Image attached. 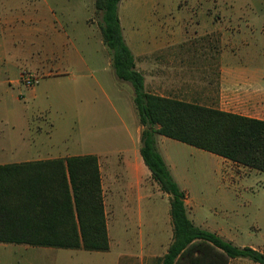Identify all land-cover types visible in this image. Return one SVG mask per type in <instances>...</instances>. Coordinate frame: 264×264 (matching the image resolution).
Returning a JSON list of instances; mask_svg holds the SVG:
<instances>
[{
  "label": "rangeland",
  "instance_id": "1",
  "mask_svg": "<svg viewBox=\"0 0 264 264\" xmlns=\"http://www.w3.org/2000/svg\"><path fill=\"white\" fill-rule=\"evenodd\" d=\"M10 1L18 2V6L13 8L21 13L19 4L26 0H0V11L3 12L4 5ZM86 2V15L99 26L101 16L96 12L95 0ZM119 13L127 33L134 25H147L148 18L152 20V26H159L166 19L168 23L165 26L177 30L180 19L188 16L238 17L243 22L240 25L248 24L255 33L250 40L252 46H264V0H122ZM147 33L143 39L140 38L149 48L155 39ZM133 40L135 43L138 39L134 37ZM1 41L6 42L4 39ZM14 41L19 46L28 43L27 39L22 38H15ZM202 42L203 39H196L178 47L199 46ZM77 44L83 50L81 39L77 40ZM137 44L144 47L141 42ZM13 56L11 49L0 52V130L10 133L12 122L19 123V118L25 116L32 123H40L44 131L39 134L41 129L35 128L29 132L26 127L20 128L29 140L33 141L36 137L38 142L45 140L46 133L52 128L53 142L62 148L69 146V153L101 152L100 165L112 249L103 253L0 244V264H118V238L121 239L123 235L125 205L142 209V222L147 225H154L158 220L160 225L167 228V213L168 218L171 217L166 194L160 190L145 164L132 156V165H124L120 152L129 144V140L120 127L117 96L110 82V73L105 71L106 55L75 56L72 63L64 58L57 60L51 69L56 73L69 72L72 80H42L41 73H36L26 59L19 62L20 69H12ZM82 57L93 65V70L82 65ZM21 69L26 71L22 74L35 78L38 75L39 84L28 87L21 78V85L18 86L16 82L10 85L8 80L20 79ZM96 78L101 81L102 87L96 83ZM125 84L130 86L129 83L117 81L118 86ZM95 118L107 124L90 126ZM160 143L175 179L189 194L193 206L205 212V215L222 218L227 232L230 231L234 237L235 245L264 250V173L254 169L248 172L224 162L219 156L166 137H162ZM140 196L144 197L141 205ZM140 221L136 224L139 225ZM167 230L170 231V227ZM164 242L163 246L154 248L157 256L163 255L169 238H164ZM133 249L131 246L130 250ZM240 260L234 264H257L248 259ZM129 264L142 263L141 260L131 259ZM145 264L153 263L145 261Z\"/></svg>",
  "mask_w": 264,
  "mask_h": 264
},
{
  "label": "crops",
  "instance_id": "2",
  "mask_svg": "<svg viewBox=\"0 0 264 264\" xmlns=\"http://www.w3.org/2000/svg\"><path fill=\"white\" fill-rule=\"evenodd\" d=\"M86 3V0H41L39 2L38 0H26L19 4L22 11L17 13L13 7L18 6V2H8L4 5L3 12L0 11V39L6 40V42H0V52L11 49L14 55L12 69H20L19 62L26 59L27 64L36 70V73H41L42 80L73 79L69 72L56 73L51 69L60 58L72 63L76 59L75 56L105 54L107 58L105 71L110 73V82L117 96L116 110L120 127L129 140V144L120 153L123 156L124 165L131 166L132 156H136L137 161L143 162L140 154L143 127L134 108L133 88L131 84L130 86H127L128 84L117 85V81L120 80L117 79L111 67V57L103 44L99 26L97 23L94 24L92 17L86 15ZM120 19L125 40L136 59V68L145 77V89L148 93L264 121V46H252L253 43L250 40L253 39L255 33L250 30L251 27L248 24L240 25L243 23L241 18L188 16L180 19L177 30L173 27H166L168 23L166 19L161 25L152 26V20L148 18L147 25L141 27L134 25L128 33L121 17ZM145 33L151 34L155 39L153 46L149 48L145 47L146 43L143 40L141 41ZM134 37L139 41L136 40L134 43ZM15 38L27 39L28 43L19 46L14 41ZM78 39L84 43L83 50L78 47ZM196 39H203V42L199 46L178 47L182 43ZM137 41L141 42L144 47H139ZM80 62L86 69L93 70V65L87 63L85 58H80ZM22 72L26 71L21 69L19 80L10 81V79L8 83L11 85L16 82L18 86L21 85ZM36 77L38 78L37 84H39L40 79L38 75ZM96 83L103 86L97 78ZM19 119L21 121L19 123L12 122L10 133L0 130V165L90 154L96 155L101 163V152L97 149V151L88 153H69V146L62 148L54 143L52 128L46 133L45 140L38 142L37 137L33 141L29 140L19 130L20 128L26 127L29 132L31 129H41L42 132L39 134H43V127L40 123H32L28 117L23 116ZM93 120L94 123L90 125L92 127L107 124L96 118ZM162 137L158 136V147L164 156L160 143ZM166 148L165 146L164 149ZM222 159L224 162L235 164ZM235 165L248 172L252 170L238 164ZM166 198L168 199V195ZM139 199L141 205L144 197L140 196ZM185 205L189 219L197 227L216 233L223 239L235 243L231 232H227L222 218H217L212 214L205 215V212L198 210L193 206L187 192ZM123 213V235L121 239L118 238L120 246L118 264L122 261L123 264H129L131 259L141 260L142 264H145V261L155 264L153 260L163 257L173 241L172 219L168 218L167 213L169 231L167 230L169 227H163L158 220L155 222L156 225H147L142 222L143 210L140 208L132 209L125 205ZM139 220L141 221L137 225L136 222ZM166 237L169 238L166 250L163 255L157 256L154 248L163 246ZM131 246L134 248L133 251L130 250ZM257 250L264 252L263 249ZM237 261L241 260L231 259L229 264L237 263Z\"/></svg>",
  "mask_w": 264,
  "mask_h": 264
},
{
  "label": "trees",
  "instance_id": "3",
  "mask_svg": "<svg viewBox=\"0 0 264 264\" xmlns=\"http://www.w3.org/2000/svg\"><path fill=\"white\" fill-rule=\"evenodd\" d=\"M122 0H95L99 29L118 80L131 84L141 126L140 154L168 195L173 241L155 264H264V252L239 247L197 227L188 217L186 192L159 150L158 136L264 173V121L148 93L121 25ZM0 244L109 252L105 194L96 155L0 165Z\"/></svg>",
  "mask_w": 264,
  "mask_h": 264
},
{
  "label": "built area",
  "instance_id": "4",
  "mask_svg": "<svg viewBox=\"0 0 264 264\" xmlns=\"http://www.w3.org/2000/svg\"><path fill=\"white\" fill-rule=\"evenodd\" d=\"M21 78H22L23 84L28 87H31L33 86V84L37 83V78H35L32 75L26 74V73L22 74Z\"/></svg>",
  "mask_w": 264,
  "mask_h": 264
}]
</instances>
